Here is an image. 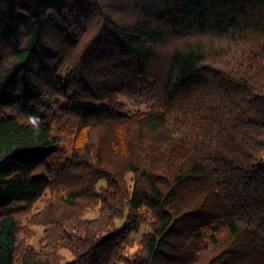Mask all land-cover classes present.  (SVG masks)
<instances>
[{"label": "trees", "instance_id": "16d2710c", "mask_svg": "<svg viewBox=\"0 0 264 264\" xmlns=\"http://www.w3.org/2000/svg\"><path fill=\"white\" fill-rule=\"evenodd\" d=\"M63 249L264 264V0H0V264Z\"/></svg>", "mask_w": 264, "mask_h": 264}, {"label": "rangeland", "instance_id": "374dc122", "mask_svg": "<svg viewBox=\"0 0 264 264\" xmlns=\"http://www.w3.org/2000/svg\"><path fill=\"white\" fill-rule=\"evenodd\" d=\"M127 107L125 109V112L131 113L136 110L134 106H132L129 102H125ZM98 106L101 105L100 103L97 104ZM75 131V126L73 124H70L69 126L66 127L65 129V135L68 137V143H70ZM62 161V158H53L50 163L56 167L57 162ZM39 173H45L49 174L48 170L45 168H42L38 171ZM50 197V193H47L44 198H42L37 204L35 205V211H40L45 208V202L46 200ZM19 206L18 204H13L10 208H16ZM96 210H99V206L95 208ZM98 216V211L90 212L88 214V217L96 218ZM124 224V221L118 222V226H122ZM149 227L147 225H144L141 230L138 233H134L131 235V240L134 241L132 247L128 245L127 250H129L130 253H134L136 249L138 248V241L142 238V235L147 232ZM34 231V236L30 239L29 243L34 246L37 250L40 249L41 247V241L43 239V233H44V228L40 225H36L33 227ZM57 264H85L84 260H78L77 257L73 256L69 250L63 249L60 252V258ZM119 264H125V263H119Z\"/></svg>", "mask_w": 264, "mask_h": 264}]
</instances>
